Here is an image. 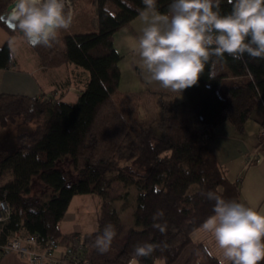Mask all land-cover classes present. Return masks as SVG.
<instances>
[{"label":"trees","instance_id":"obj_1","mask_svg":"<svg viewBox=\"0 0 264 264\" xmlns=\"http://www.w3.org/2000/svg\"><path fill=\"white\" fill-rule=\"evenodd\" d=\"M14 1L0 0V25L11 35L23 34L2 18ZM70 1L73 23L81 3L94 5L96 29L60 31L51 47L31 45L47 69L71 64L84 69L66 79L67 87L80 82L78 99L64 100V93L44 98L0 93L1 129L35 124L34 129L19 130L14 150L0 159V199L10 206L9 215L0 220V246L18 233L36 235L44 246L53 239L66 246L80 240L85 246L79 251L81 264H130L137 245L153 242L158 246L151 255L136 258L141 264L158 259L165 264H219L222 251L209 245L212 236L201 229L214 204L206 193L240 201L241 180L228 175L209 142L224 121L244 128L263 102L264 59L247 54L234 59L227 53L213 58L215 78L208 77L206 65L199 81L183 90L181 101L177 91H123V54L115 46V34L145 9L143 0ZM170 3L157 0V8L169 12ZM221 9L227 12L231 4L222 0ZM17 63L9 43L1 45L0 68ZM115 184L117 194L112 193ZM120 185L124 189L118 191ZM76 194L101 196L97 230H61ZM117 202L122 209L132 208L126 230ZM159 210L164 215L157 219L167 224L163 233L153 227ZM109 224L119 249L106 259L112 244L101 253L94 241ZM197 230L203 231L202 240L194 239Z\"/></svg>","mask_w":264,"mask_h":264},{"label":"clouds","instance_id":"obj_2","mask_svg":"<svg viewBox=\"0 0 264 264\" xmlns=\"http://www.w3.org/2000/svg\"><path fill=\"white\" fill-rule=\"evenodd\" d=\"M221 3L171 0L169 12H161L157 0H143L138 51L149 82L158 81L162 87L182 93L199 81L206 65L208 77L215 78L213 58H223L225 53L234 59L245 54L264 59V0H227L231 4L227 12ZM10 16L30 44L51 47L59 32L71 26L74 13L66 8L65 0H15ZM206 196L214 204L201 229L222 250L219 264L264 261V211L216 191L209 190ZM163 215L159 210L153 217V227L162 233L167 224L157 218ZM115 235L114 227L106 225L94 241L98 251L107 252ZM157 246L153 242L137 245L132 264L136 258L151 255Z\"/></svg>","mask_w":264,"mask_h":264},{"label":"crops","instance_id":"obj_3","mask_svg":"<svg viewBox=\"0 0 264 264\" xmlns=\"http://www.w3.org/2000/svg\"><path fill=\"white\" fill-rule=\"evenodd\" d=\"M143 26L144 22L139 15L116 32L115 46L123 56L125 54L133 56L138 51V40L140 35H142ZM8 38L9 34L7 30L0 25V46L3 45ZM125 50H127V53H124ZM124 59L125 58H122L121 62ZM132 62L130 61L127 67L120 65L121 79L125 77V79H131L130 83L133 80L138 81L134 88L130 87L126 91L149 88L172 91L162 87L158 81L149 82L146 79V70L143 68L142 58L140 63L138 60L135 61V59H133ZM66 67L68 69V75L81 71L80 68L72 64ZM49 71L52 70L43 67L38 58H34V62L30 68L21 67L19 61L16 65L0 68V93H20L44 98L50 95V92H48L46 88L53 84L55 87L51 94L59 95L60 93H64L63 99L65 100V97L68 95L73 85L81 86L72 81L69 87H67L68 83L63 79L52 81ZM78 88L79 93L77 97L82 90V86ZM260 105H262L261 109L258 111H256V109V112H253L242 129H238L229 121L221 123L215 129V134L210 139L209 146L217 154L219 161L227 167L228 175L232 179L238 180L240 175L242 176L239 183L240 201L257 211H264V144H260L259 137L261 124L264 121V102L260 103ZM1 132L4 135L3 139H1L2 143L5 142L7 144L6 141L8 137L10 140L12 137L15 138L16 142L18 130L14 125L3 128ZM1 152L4 153L2 149L0 150V155H3ZM70 232L81 233L82 227L75 226ZM61 252V248L56 250L57 254H61ZM0 264H29V262L20 257L17 253L12 252L2 257L0 259ZM130 264H132V262ZM136 264L141 263L136 260Z\"/></svg>","mask_w":264,"mask_h":264},{"label":"rangeland","instance_id":"obj_4","mask_svg":"<svg viewBox=\"0 0 264 264\" xmlns=\"http://www.w3.org/2000/svg\"><path fill=\"white\" fill-rule=\"evenodd\" d=\"M71 4H72V2H71ZM67 8H70V7L67 6ZM71 10L72 11L74 10L73 4H72ZM94 12H95L94 5H92L91 3H87V2L81 3L80 7H79V11H78V16H77L75 22L68 29L61 30V31L66 32V33H78V32H88V31L95 30L96 29L95 19L93 18ZM7 32L9 34V38L6 42L9 43L12 53L15 56V58L19 61L21 67H24V68L32 67V64L34 62V58H37V56L34 53V51L32 49V45L28 42L27 38L23 34L11 35L8 30H7ZM6 42H4V44ZM126 51L127 50H125L124 53H127ZM122 58H125L120 63V65H122L123 67H127L128 64H130V61L132 62L133 59H135V61L138 60L139 63L141 62V57L139 56V51H137L133 56H131L130 54L129 55L125 54ZM81 69H83V68H81ZM51 70L52 71H49V75H50V78L52 81L58 80V79L66 80L68 77V73H67L68 69L66 66L61 67V68L51 69ZM145 73H146L145 76H147L148 73L147 72H145ZM125 78H122L121 82L119 84V88L121 90L126 91V90H128V88H130V87L134 88L136 86V84L138 82L137 80H133L130 83L131 79H125ZM79 83L80 82H77V84H79ZM54 87L55 86L53 84H51V85H49L48 88H46V90L48 92H50L49 94H51ZM78 87H81V86L73 85L71 90L68 92V95L65 97V100L73 101V102L76 101L78 98L77 95L79 93ZM135 89H137V88H135ZM149 89H152V88H149ZM184 99H185L184 92H182V93L180 92V94H178V100L181 101ZM261 106L262 105H259L257 107L256 111L260 110ZM34 127H35V124H33V123H31V124L19 123L18 128H16V129H18V131L19 130H30V129H34ZM2 130L3 129L0 128V147H1L0 150L2 149L4 151V153L1 152L3 155H0V158L2 156H4L6 153L13 151L15 148V143H16L15 138H13V137L11 140L8 137V139L6 141L7 144L5 142L2 143L1 139H3V137H4L3 133L1 132ZM240 177H242V176L240 175ZM113 188H112V193L114 194L117 192L116 191L117 190V184H115ZM123 189H124V187H122L120 185L118 191H121ZM102 201L103 200H102L101 196L98 194H90V195H88V194H76L71 201V204H70V206L66 212L65 217L60 222L61 229L65 232H70L74 229L75 226L76 227L81 226L82 227L81 234L97 230L99 228L101 217L103 215V209H102V203L103 202ZM116 206L120 210L122 222L125 224V230H126V228H128L129 225L132 223V208L131 207H129V208L124 207L122 209V204L120 202H117ZM123 234H124V232H123ZM203 237H204L203 231H201V230L195 231V233H194V239L195 240H202ZM212 240H213L211 242L212 244H209V245L210 246H212V245L216 246L213 237H212ZM112 246H113L112 249L108 252L109 254L105 255L106 259L110 258V255H111L110 252L112 250L117 251L119 249V245L116 243L112 242ZM214 246H212V247L214 248ZM65 247H67V246L66 245L59 246V248H61L62 250ZM155 264H165V261H164V259H158ZM176 264H179V263H176Z\"/></svg>","mask_w":264,"mask_h":264},{"label":"built area","instance_id":"obj_5","mask_svg":"<svg viewBox=\"0 0 264 264\" xmlns=\"http://www.w3.org/2000/svg\"><path fill=\"white\" fill-rule=\"evenodd\" d=\"M66 6L72 8L70 0H65ZM7 9L2 14V18L13 22L10 12L14 6ZM264 102V100H263ZM260 144H264V121L260 128ZM241 180V177L238 178ZM10 213V206L7 200L0 199V220L5 219ZM61 246L54 239L48 245H42L36 235L25 236L18 233L11 238L5 245L0 246V255H6L12 252L18 253L20 257L24 258L29 264H81L79 251L84 249V244L80 240L65 247L61 254H57L56 250Z\"/></svg>","mask_w":264,"mask_h":264},{"label":"water","instance_id":"obj_6","mask_svg":"<svg viewBox=\"0 0 264 264\" xmlns=\"http://www.w3.org/2000/svg\"><path fill=\"white\" fill-rule=\"evenodd\" d=\"M12 5H10L8 8H10ZM6 22L9 24L10 27H15L14 22L10 21V20H6Z\"/></svg>","mask_w":264,"mask_h":264}]
</instances>
